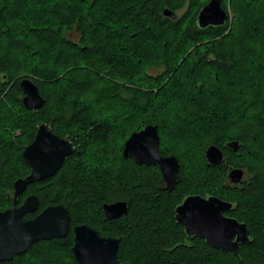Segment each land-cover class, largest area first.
Returning a JSON list of instances; mask_svg holds the SVG:
<instances>
[{
    "label": "trees",
    "instance_id": "1",
    "mask_svg": "<svg viewBox=\"0 0 264 264\" xmlns=\"http://www.w3.org/2000/svg\"><path fill=\"white\" fill-rule=\"evenodd\" d=\"M207 2L0 0V209L29 173L21 153L38 125L75 145L54 175L18 199L35 194L37 212L65 206L68 233L0 264H78L77 224L118 238V264H264V0H221L225 24L200 28ZM24 78L44 100L38 109L22 104ZM149 124L160 154L179 163L170 191L157 166L122 156L130 134ZM230 141L236 151L225 147ZM209 145L223 149L221 164H207ZM228 167L245 180L231 184ZM189 194L232 203L225 214L250 237L238 255L184 233L174 207ZM118 200L126 215L106 219L103 203Z\"/></svg>",
    "mask_w": 264,
    "mask_h": 264
},
{
    "label": "water",
    "instance_id": "2",
    "mask_svg": "<svg viewBox=\"0 0 264 264\" xmlns=\"http://www.w3.org/2000/svg\"><path fill=\"white\" fill-rule=\"evenodd\" d=\"M163 14L175 17L168 9ZM228 18L229 13L221 6V0H208L198 11L196 23L200 28L217 27L224 25ZM19 88L23 94L24 108L35 110L43 105L44 100L31 80L22 79ZM145 132L147 136L130 147L133 137H141ZM225 147L236 151L238 143L230 141L225 143ZM74 149L71 140L55 135L47 124L38 125L33 140L21 153L29 173L13 182L11 206L0 210V262L10 261L40 240L60 239L68 233L70 214L62 204L49 205L30 220H23L22 217L36 211L38 197L28 195L18 207L16 204L28 184L54 175ZM122 156L138 165L157 166L168 191L173 189L179 178L177 158L173 155L163 156L159 152L155 125L149 124L131 133L124 142ZM204 157L211 166H217L225 159L223 149L215 145L205 149ZM226 177L232 184L238 185L242 181L243 170L228 167ZM232 206L228 200L215 195L189 194L174 207V219L187 236L198 237L212 248L238 255L239 246L248 243L250 237L245 223L225 215ZM102 210L107 219H116L126 215L127 203L124 200L103 203ZM73 234L71 253L78 264H118V238L100 236L87 224L75 225Z\"/></svg>",
    "mask_w": 264,
    "mask_h": 264
},
{
    "label": "flooded vegetation",
    "instance_id": "3",
    "mask_svg": "<svg viewBox=\"0 0 264 264\" xmlns=\"http://www.w3.org/2000/svg\"><path fill=\"white\" fill-rule=\"evenodd\" d=\"M244 175H245V173L243 172V178H242V181H244L245 180V178H244ZM163 180V179H162ZM242 181L240 182V183H242ZM230 182V181H229ZM163 183H164V187L166 188V183L163 181ZM177 183V182H176ZM231 183V182H230ZM232 184V183H231ZM25 190H26V188H25ZM25 190L19 195V197L25 192ZM28 195H35V194H28ZM27 195V196H28ZM27 196H25V198L27 197ZM24 198V199H25ZM19 199V198H18ZM24 199L22 200V202L24 201ZM21 202V203H22ZM21 203H18V201H17V204H16V206L18 207ZM11 206V205H10ZM10 206H8V207H6V208H4V209H7V208H9ZM4 209H0V210H4ZM44 209V208H43ZM42 209V210H43ZM37 210H38V206H37V209H36V211H34V212H32V213H26V214H24L23 215V217H22V219L23 220H30V219H33L37 214H39L41 211H39V212H37ZM102 213H103V210H102ZM28 214H31V215H33L32 217H30V218H27L26 216L28 215ZM225 215H227V214H225ZM103 216L105 217V215H104V213H103ZM106 218V217H105ZM118 218H120V217H118ZM107 219V218H106ZM78 225V224H77ZM75 226V225H74ZM73 226V227H74ZM73 227H72V232H73ZM90 227V226H89ZM69 229H70V225H69ZM93 229V228H92ZM95 230V229H94ZM69 231V230H68ZM98 233V232H97ZM101 236V235H100ZM73 237H74V234H73ZM105 237H113V236H105ZM52 240V239H51ZM40 241H43V240H40ZM40 241H38V242H40ZM47 241H49V240H47ZM37 243V242H36ZM35 243H33L32 245H34ZM31 245V246H32ZM30 246V247H31ZM30 247L28 248V250L30 249ZM27 250V251H28ZM27 251H25L24 253H26ZM24 253H22V254H24ZM22 254H20V255H22ZM17 256H19V255H17Z\"/></svg>",
    "mask_w": 264,
    "mask_h": 264
},
{
    "label": "snow or ice",
    "instance_id": "4",
    "mask_svg": "<svg viewBox=\"0 0 264 264\" xmlns=\"http://www.w3.org/2000/svg\"><path fill=\"white\" fill-rule=\"evenodd\" d=\"M147 136V133H142L141 137H133L132 141H130V147H134L137 143H140L144 137Z\"/></svg>",
    "mask_w": 264,
    "mask_h": 264
},
{
    "label": "rangeland",
    "instance_id": "5",
    "mask_svg": "<svg viewBox=\"0 0 264 264\" xmlns=\"http://www.w3.org/2000/svg\"><path fill=\"white\" fill-rule=\"evenodd\" d=\"M228 12H229V7H228ZM229 16H230V14H229ZM51 246H49V248H50ZM41 249V248H40ZM40 249H36V251L37 252H39L40 251ZM43 250H41V252H42ZM58 256H60V255H58ZM36 260V259H35Z\"/></svg>",
    "mask_w": 264,
    "mask_h": 264
}]
</instances>
